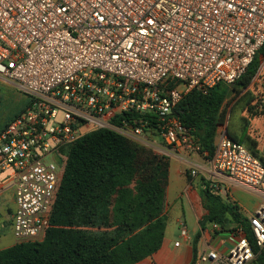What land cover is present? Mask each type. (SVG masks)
Here are the masks:
<instances>
[{
  "label": "built area",
  "instance_id": "2783aa9c",
  "mask_svg": "<svg viewBox=\"0 0 264 264\" xmlns=\"http://www.w3.org/2000/svg\"><path fill=\"white\" fill-rule=\"evenodd\" d=\"M263 46L264 0H0V106L2 83L30 97L0 130L15 237H44L64 149L87 133L109 128L142 145L156 133L175 151L200 152L175 106L193 89L233 85ZM212 171L259 196L248 222L264 250V163L220 132ZM180 231L190 238L185 223ZM229 236L227 250L208 247L196 264H254L245 227Z\"/></svg>",
  "mask_w": 264,
  "mask_h": 264
},
{
  "label": "trees",
  "instance_id": "16d2710c",
  "mask_svg": "<svg viewBox=\"0 0 264 264\" xmlns=\"http://www.w3.org/2000/svg\"><path fill=\"white\" fill-rule=\"evenodd\" d=\"M259 55L264 56V46L233 85L219 83L207 93L193 89L175 106L173 115L190 129L206 157L214 155L230 92L250 86L260 68ZM252 145L255 149L257 142ZM64 151L66 164L44 238L1 249L0 264H136L153 256L167 227L168 157L109 128L87 133ZM204 192L208 214L200 220L202 229L209 221L226 228L230 213L236 225L245 227L256 261L264 264V250L239 206L222 202L210 184Z\"/></svg>",
  "mask_w": 264,
  "mask_h": 264
},
{
  "label": "crops",
  "instance_id": "0c3cea01",
  "mask_svg": "<svg viewBox=\"0 0 264 264\" xmlns=\"http://www.w3.org/2000/svg\"><path fill=\"white\" fill-rule=\"evenodd\" d=\"M256 111L249 124L239 134H232L229 131L227 133L242 140L252 153L254 151L255 156L264 160V106ZM3 127L4 125L0 126V130ZM220 129L219 127L215 143L220 135ZM253 141L257 142L255 149ZM158 153L167 156L170 163L165 212L168 214L171 209L180 208L183 211L173 219L174 227L167 224L161 248L153 256L136 264H191L194 258L195 239L199 232L201 235L196 244L197 253L208 247L227 250L231 245L230 229L238 225L232 215L227 213L229 222L226 228L209 221L202 229L200 220L208 214L204 189L210 184L211 191L220 196L222 202L237 204L240 213L245 217L256 209L260 201L259 196L233 183L228 177L214 173L212 158L206 157V154L182 149L175 151L167 145L160 148ZM192 169H196L197 173L191 174ZM5 177L4 173H0V250L20 242L13 230V218L17 207L15 191ZM185 207L193 212L197 225L191 226L186 218ZM181 223L186 224L190 233L189 239L182 237ZM215 224L219 227H215ZM254 264H258L256 259Z\"/></svg>",
  "mask_w": 264,
  "mask_h": 264
},
{
  "label": "rangeland",
  "instance_id": "374dc122",
  "mask_svg": "<svg viewBox=\"0 0 264 264\" xmlns=\"http://www.w3.org/2000/svg\"><path fill=\"white\" fill-rule=\"evenodd\" d=\"M260 68L253 82L247 88H243L239 93L230 92L225 104L226 117L224 124L220 126L221 132H231L239 134L250 122V118L257 113V109L264 106V56L259 55ZM30 103V97L26 95L14 83H2L1 86V106H0V126L14 119ZM166 143L158 135L150 136V143L146 146L152 148L156 153ZM160 154V153H159ZM182 209H171L166 215L169 227H174L173 219L178 214H182ZM186 218L192 225H197L193 212L185 207ZM183 216V215H182ZM185 218V217H183ZM46 234V233H45ZM45 236V235H44ZM44 238V237H43ZM41 238V240L43 239Z\"/></svg>",
  "mask_w": 264,
  "mask_h": 264
}]
</instances>
